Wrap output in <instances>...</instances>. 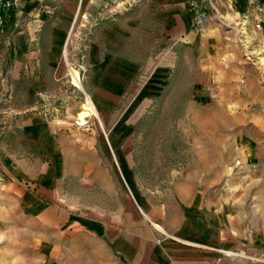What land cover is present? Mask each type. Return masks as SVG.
<instances>
[{"label":"crops","instance_id":"0c3cea01","mask_svg":"<svg viewBox=\"0 0 264 264\" xmlns=\"http://www.w3.org/2000/svg\"><path fill=\"white\" fill-rule=\"evenodd\" d=\"M29 4L24 10L38 7V0ZM217 5L219 15L202 30L189 0L41 2L34 14L46 26L39 34L32 29L39 50L27 52L30 42L21 37L17 56L25 61L12 70L35 79L14 85L18 102H0V180L13 185L23 215L54 230L50 264H246L233 254L242 245L234 246L232 206L218 202L210 176L202 180L198 168L153 195L135 160L136 102H163L190 81V102H220L213 77L224 80L234 57L227 17L249 3ZM89 10L98 16L92 19ZM80 14L91 35L77 59L82 66L69 74L79 71L85 101L90 97L93 116L107 126L102 131L62 129L51 112L56 76L67 72L50 62L61 49L67 57ZM62 235L72 239L62 243ZM78 236L80 243L73 240Z\"/></svg>","mask_w":264,"mask_h":264},{"label":"rangeland","instance_id":"374dc122","mask_svg":"<svg viewBox=\"0 0 264 264\" xmlns=\"http://www.w3.org/2000/svg\"><path fill=\"white\" fill-rule=\"evenodd\" d=\"M5 1L6 9L0 14V102H18L14 85H30L35 79L32 74H12L15 67L21 66L17 56L22 49L18 47L20 38L25 36L30 42L27 52L38 49L32 44V29L39 34L46 25L40 27L34 13L41 2L54 5L62 0H38V7L31 11L24 10L30 0ZM248 3L244 12L237 10L233 17H227L234 57L227 74L222 76L224 80L215 81L213 77V96L220 102H190L194 93L189 92L193 88L191 81L182 90L172 91L174 97H165L163 102H136L138 135L134 145L138 147V176L153 195L172 189V183L192 170L199 168L202 180L210 176L218 202L232 206L234 246L242 245V250L234 249V256L243 255L246 264H264V0ZM89 13L92 19L98 16L96 10ZM82 23L80 14L70 36L67 57L61 49L56 61L50 62L52 67L67 72L61 79L56 76L60 86L52 92L57 95L51 112L62 129L102 131L107 129L106 124L102 125L93 114L88 123H79L85 95L72 85L69 74V68L82 66L77 59L86 51L84 39L91 35ZM48 53L53 55L54 51ZM41 77L48 80L47 75ZM13 192L9 179L3 177L0 264H50L48 244L51 233L55 238L54 230L43 221L23 215ZM67 237L72 239L62 235V243ZM73 240L80 243L81 237Z\"/></svg>","mask_w":264,"mask_h":264},{"label":"built area","instance_id":"2783aa9c","mask_svg":"<svg viewBox=\"0 0 264 264\" xmlns=\"http://www.w3.org/2000/svg\"><path fill=\"white\" fill-rule=\"evenodd\" d=\"M190 9L195 27L204 30L208 21L214 16L219 15L217 0H189ZM7 2L0 0V14L6 9ZM10 7H8V10ZM220 18V17H219Z\"/></svg>","mask_w":264,"mask_h":264},{"label":"bare ground","instance_id":"6f19581e","mask_svg":"<svg viewBox=\"0 0 264 264\" xmlns=\"http://www.w3.org/2000/svg\"><path fill=\"white\" fill-rule=\"evenodd\" d=\"M65 49V47H64ZM67 50V49H65ZM67 54V53H66ZM71 78H72V83L79 88H82L81 85V76L78 70L72 69L71 73ZM84 91V90H83ZM87 94V93H86ZM89 96V95H88ZM83 108L79 113H78V121L80 124H85L88 121V118L90 117L91 114L97 115V110L95 108L94 103L91 101L90 97L86 98L85 103L83 104ZM234 254V253H233Z\"/></svg>","mask_w":264,"mask_h":264}]
</instances>
